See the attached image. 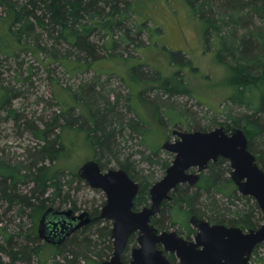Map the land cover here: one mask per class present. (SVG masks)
Returning a JSON list of instances; mask_svg holds the SVG:
<instances>
[{
  "label": "trees",
  "instance_id": "16d2710c",
  "mask_svg": "<svg viewBox=\"0 0 264 264\" xmlns=\"http://www.w3.org/2000/svg\"><path fill=\"white\" fill-rule=\"evenodd\" d=\"M184 1L205 23L209 47L217 38L218 56L221 62L229 64L233 74L232 83L236 92L231 101L245 109L244 112L229 113L226 128L241 127L245 130L249 137V149L256 154L264 169V0ZM138 5H141L140 0H0V55L17 56L18 51L35 44L65 65L71 73L90 70L92 64H97L98 59L103 57L102 48L94 40L97 35H109L112 45H117L119 41L129 45L134 35L151 31V27L145 24L147 19L137 17ZM118 32L122 38L114 40ZM185 56L183 54L181 63L190 64L191 60ZM163 77L158 76L155 80ZM100 85V77H95L78 86L74 97H77L78 91H84L86 98L83 99L90 105L79 100L83 103L80 107L67 101L63 111L52 115L50 120L41 118L43 127L35 120L27 119L24 125L41 143L40 148L37 147L25 160L13 162L0 156V201L17 207L18 215L22 217L27 209H30V218L35 216V229L31 234L27 232L22 237L23 231L20 230L18 235L21 237L11 235L6 246L0 244V264H32L41 251L37 228L44 211L50 206L62 208L68 202L74 209L78 208L72 191L74 183L84 179L78 173L69 178L65 170L53 165L67 155L63 138L66 126L77 124L90 131L96 157L104 169L111 162H118L134 180L140 182L135 209L150 203V188L156 181L152 182L150 175H144L142 170L137 169L131 159L132 153L124 150L129 147L127 141L148 132L145 123L140 118L128 116L133 108L125 96L126 113L120 110L119 102L123 97L118 96L112 101L110 94L98 89ZM174 89L169 88L171 94L177 93ZM7 101L6 91L0 87V111L7 108ZM163 103L165 107L167 103ZM76 109L79 111L76 112ZM83 109L90 110L93 115L91 123ZM10 112V115L15 113ZM15 118H18L17 115ZM189 120L188 124L195 123L194 118ZM144 143L142 138L139 144ZM139 152L149 164H160L165 169L172 162L162 155L158 145L152 146L149 154L142 150ZM229 172L231 167L227 159L220 157L211 161L196 185L180 184L173 192L174 199L163 201L161 212L153 217V223L160 229H167L178 223H187L190 214H197L213 223L259 227L264 217L258 203L254 200L251 205L247 202L251 196L239 194ZM22 183L33 185L29 193L20 192L19 185ZM237 201L245 203L239 206ZM100 212L98 207H93L92 221L55 246L58 251L53 255L62 257L57 264H102L110 257L113 251L112 228L101 225V221L106 220L99 217ZM166 213L169 222L160 218ZM186 227L189 226L186 224ZM96 229L98 238L93 239L90 235L93 231L96 233ZM132 243L136 244L135 234L130 236L123 254L126 261L128 247ZM257 248L253 259L257 255V259L264 263V255L260 256ZM2 252L6 253L10 262L3 260ZM168 257L176 261L174 254H168Z\"/></svg>",
  "mask_w": 264,
  "mask_h": 264
},
{
  "label": "rangeland",
  "instance_id": "374dc122",
  "mask_svg": "<svg viewBox=\"0 0 264 264\" xmlns=\"http://www.w3.org/2000/svg\"><path fill=\"white\" fill-rule=\"evenodd\" d=\"M140 3L136 7L137 17L147 19L145 24L151 27V31L134 35V40L129 45L120 41L117 45H112L109 35H97L94 40L102 48L103 57L98 59L97 64H92L93 68L90 70L71 73L65 65L35 44L26 49L24 47L18 51L17 56L0 55V87L6 91L8 100L7 108L0 111V156L13 162L25 160L37 147L40 148L41 142L27 129L24 122L27 119L35 120L43 127L41 118L50 120L52 115L63 111L65 102L81 107L83 103L78 101L87 102L83 99L86 98V93L78 91L77 97H74V92L78 86L95 77H100L102 83L98 89L104 94H110L112 101L118 96L123 97L119 102L120 110L124 113L127 111L125 96L133 108L131 114L127 113L128 116L140 118L145 123L148 132L139 136L136 134L138 137L127 141L129 147L124 150L132 153L131 159L135 161L137 169L142 170L144 175H150L152 182L161 179L166 169L160 164H149L141 157L139 150L149 154L151 147L158 145L162 155L172 161L174 154L163 149L162 145L166 140L175 139V129L210 130L221 125L227 126L225 121L229 113L245 111L244 107L231 101L236 92L232 83L233 74L229 64L221 62L218 56L217 38L212 40L209 47L205 37V23L194 15L187 3L184 0H140ZM130 24L132 27L131 22ZM121 38L118 32L113 39ZM182 53L186 55V59L191 60L190 64L181 63ZM158 76L164 77L155 80ZM169 88H175L177 93L171 94ZM163 102L167 103L165 107ZM87 105L90 104L87 102ZM10 110L15 112L14 115L9 114ZM85 113L87 114L83 112L91 123L93 115L90 110ZM189 118H194L195 123L188 124V121L191 122ZM64 129L67 155L53 165L54 168L65 170L69 178H72L73 173H78L85 162L97 157L87 128L75 124ZM142 138L144 145L139 144ZM106 167L122 168L115 161ZM31 186L33 185L20 184V192L29 193ZM72 195L78 208L74 209L71 202L66 203L63 208H72L75 213L91 212L93 207H98L101 211L107 200L103 190L92 188L85 180L74 183ZM254 200L252 197L247 202L252 205ZM244 201H237V204L243 206ZM17 209L0 201V244L6 246L7 238L11 235L23 237L35 229V216L32 219L28 215L30 209L26 210L23 217L18 215ZM191 216L192 214L188 216L187 223H178L167 229L178 230L180 234L187 236L186 224L192 226L189 220ZM160 218L169 222L167 213ZM260 222L262 224L263 220ZM103 224L110 228L113 226L110 220L101 221V225ZM20 230L23 231L21 236L18 235ZM95 232L90 235L93 239L98 238L97 229ZM40 246L41 251L32 264H57V260L62 259L61 255H53L58 251L55 247L57 245L41 239ZM134 246L135 243H132L128 247V260ZM257 250L260 256L264 255V242ZM1 255L5 262L11 261L6 253L2 252ZM251 264L264 263L256 255Z\"/></svg>",
  "mask_w": 264,
  "mask_h": 264
},
{
  "label": "water",
  "instance_id": "95a60500",
  "mask_svg": "<svg viewBox=\"0 0 264 264\" xmlns=\"http://www.w3.org/2000/svg\"><path fill=\"white\" fill-rule=\"evenodd\" d=\"M173 133L175 139L166 140L162 148L173 153L174 158L165 175L151 187L150 203L140 209L134 208L140 183L124 168L104 171L97 159L88 160L79 168V176L107 196L100 217L113 223V252L102 264H251L255 247L264 242V219L258 228L244 230L211 223L194 214L190 222L197 233L192 240L178 230L160 229L152 221L161 212L163 201L174 198L172 192L179 184L196 185L210 162L220 157L229 161L230 177L239 192L254 197L264 217V169L249 149L248 135L241 127L228 130L224 125L210 130L175 129ZM73 212L72 208H47L39 221V236L58 245L92 220L88 211L79 215ZM132 234L137 235L138 245L133 248L130 261L125 262L122 256ZM166 252L174 253L177 262H172Z\"/></svg>",
  "mask_w": 264,
  "mask_h": 264
},
{
  "label": "flooded vegetation",
  "instance_id": "af4514ba",
  "mask_svg": "<svg viewBox=\"0 0 264 264\" xmlns=\"http://www.w3.org/2000/svg\"><path fill=\"white\" fill-rule=\"evenodd\" d=\"M102 167V166H101ZM103 168V167H102ZM109 168H103V170L104 171H106V170H108ZM194 169H191V171H193ZM205 172V171H204ZM202 176V175H201ZM201 179V178H200ZM140 183V182H139ZM185 183H188V182H185ZM181 184H183V183H181ZM188 184H190V183H188ZM180 185V184H179ZM178 185V186H179ZM191 185V184H190ZM237 186V185H236ZM140 187H141V185H140ZM178 189V188H177ZM176 191V190H175ZM175 191H173V192H175ZM173 192H172V194H173ZM174 199V198H173ZM173 199H171V200H173ZM148 205V204H147ZM145 206V205H144ZM143 206V207H144ZM50 207H52V206H50ZM54 207V206H53ZM56 209H58V210H64L65 208H58V207H55ZM74 210V209H73ZM46 211V210H45ZM44 211V212H45ZM89 213H90V215H91V219H93V216H92V214H91V212L90 211H88ZM101 213V212H100ZM73 214H75V215H79L80 213H75V212H73ZM43 215V214H42ZM192 215H194V214H192ZM199 216V215H198ZM99 217H100V215H99ZM191 218V217H190ZM41 219V218H40ZM106 220V219H105ZM190 220V219H189ZM40 221V220H39ZM152 221H153V218H152ZM212 223V222H211ZM38 226H39V224H38ZM234 226H237V225H234ZM82 228V227H81ZM81 228H79V229H81ZM188 228V230H187V236H184L185 238H187V239H194V237H195V235H196V233H197V229L195 228V227H193V226H189V227H187ZM191 228V229H190ZM256 228H258V227H256ZM79 229H77V230H75L74 232H72L70 235H68L66 238H68L69 236H71L72 234H74L76 231H78ZM249 229V228H248ZM191 230V234H189V231ZM245 230V229H244ZM247 230V229H246ZM136 235V234H135ZM113 238V237H112ZM42 239V238H41ZM43 240V239H42ZM46 242V241H45ZM64 242V241H63ZM263 243V242H262ZM61 244V243H60ZM261 244V243H260ZM138 245V242H137V235H136V244H135V246L134 247H136ZM259 245V244H258ZM257 245V246H258ZM257 246L255 247V249H254V251L256 250V248H257ZM133 247V248H134ZM133 248L131 249V251L133 250ZM254 251H253V253H254ZM113 252V251H112ZM124 253H126V249H125V252ZM112 254V253H111ZM168 254H174V253H170V252H166V255H167V257H168ZM175 255V254H174ZM110 257H111V255H110ZM109 257V258H110ZM123 257V256H122ZM175 257H176V255H175ZM108 258V259H109ZM169 258V257H168ZM252 258H253V254H252V256H251V260H252ZM130 259H131V257L129 258V260L128 261H126V260H124L125 262H129L130 261ZM171 260V259H170ZM251 260H250V263H251ZM172 261V260H171ZM172 262H177V257H176V261H172Z\"/></svg>",
  "mask_w": 264,
  "mask_h": 264
},
{
  "label": "bare ground",
  "instance_id": "6f19581e",
  "mask_svg": "<svg viewBox=\"0 0 264 264\" xmlns=\"http://www.w3.org/2000/svg\"><path fill=\"white\" fill-rule=\"evenodd\" d=\"M112 168H114V167H112ZM109 169H110V168H109ZM202 173H203V172H202ZM201 175H202V174H201ZM159 180H160V179H159ZM199 181H200V180H199ZM156 182H157V181H156ZM156 182H155V183H156ZM152 186H153V185H152ZM152 186H151V187H152ZM150 189H151V188H150ZM91 221H92V220H91ZM83 227H84V226H83Z\"/></svg>",
  "mask_w": 264,
  "mask_h": 264
}]
</instances>
